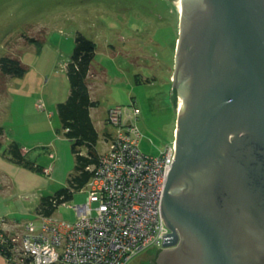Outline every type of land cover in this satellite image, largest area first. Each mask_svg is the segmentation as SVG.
Returning a JSON list of instances; mask_svg holds the SVG:
<instances>
[{
  "label": "rangeland",
  "instance_id": "1",
  "mask_svg": "<svg viewBox=\"0 0 264 264\" xmlns=\"http://www.w3.org/2000/svg\"><path fill=\"white\" fill-rule=\"evenodd\" d=\"M173 6L164 0H0V57L16 56L28 66L23 76L6 75L0 68V217L7 218L5 230L19 237L31 222L38 230L40 199L67 185L74 170L75 154L57 105L70 91L66 64L77 32L97 45L89 81L92 96L99 99L91 108L98 150L106 151L105 131L113 129L105 120L109 109L133 101L140 109V148L157 154L172 141L179 100L172 88L179 28ZM147 76L154 78L146 81ZM13 140L24 145L32 165L10 158ZM88 196L85 185L59 204L53 217L75 221V205ZM144 252L127 264H155ZM0 264H7L2 255Z\"/></svg>",
  "mask_w": 264,
  "mask_h": 264
},
{
  "label": "water",
  "instance_id": "2",
  "mask_svg": "<svg viewBox=\"0 0 264 264\" xmlns=\"http://www.w3.org/2000/svg\"><path fill=\"white\" fill-rule=\"evenodd\" d=\"M174 160L155 264H264V0H176Z\"/></svg>",
  "mask_w": 264,
  "mask_h": 264
},
{
  "label": "built area",
  "instance_id": "3",
  "mask_svg": "<svg viewBox=\"0 0 264 264\" xmlns=\"http://www.w3.org/2000/svg\"><path fill=\"white\" fill-rule=\"evenodd\" d=\"M130 104L109 109L114 138L107 140L86 184L87 201L75 205L77 219L42 217L38 230L31 222L21 236L12 233L13 239H20L23 264H127L149 248L164 246L170 229L161 203L175 141L157 154L144 152L139 145L140 109Z\"/></svg>",
  "mask_w": 264,
  "mask_h": 264
},
{
  "label": "trees",
  "instance_id": "4",
  "mask_svg": "<svg viewBox=\"0 0 264 264\" xmlns=\"http://www.w3.org/2000/svg\"><path fill=\"white\" fill-rule=\"evenodd\" d=\"M31 40L34 38L31 37ZM96 48L97 45L93 39L80 31L77 32L74 50L66 64L70 91L68 97L57 105L62 129L75 154V165L67 185L40 199L36 211L41 217L53 216L59 204L71 199L76 190L82 189L93 176L95 167L101 160L102 152L97 148L99 132L91 115V108L98 105L99 99L92 96L89 81ZM0 68L6 75L23 76L28 66L19 57L4 55L0 57ZM106 123L113 127L112 131H105L106 140H109L114 138L115 126L111 124L108 116ZM22 148L23 145L19 141L13 140L8 147L10 158L19 163L32 165L25 158V151ZM3 219L7 218L0 217L2 232L0 234V255L6 259L7 264H23L25 258L22 259L20 254V239H13L12 232L4 229ZM15 223L19 225L18 221ZM152 256H155V253H152Z\"/></svg>",
  "mask_w": 264,
  "mask_h": 264
},
{
  "label": "flooded vegetation",
  "instance_id": "5",
  "mask_svg": "<svg viewBox=\"0 0 264 264\" xmlns=\"http://www.w3.org/2000/svg\"><path fill=\"white\" fill-rule=\"evenodd\" d=\"M164 1H166V2H170V3H172V4L174 5L173 7H175L176 10H174V8H171V10H172V13L176 14L177 24H178V26H179V8H178L177 1H176V0H164ZM154 9H155V8H153V10H154ZM156 12H158V11H156ZM178 31H179V28H178ZM177 37H178V36H177ZM177 37H176V40H175L174 49H175V47H176ZM174 53H175V50H174ZM153 78H154V76H153V77H151V76H147V77L145 78V80H146V81H149V80H151V79H153ZM140 80H141V79H140ZM172 88H173V87H172ZM175 104H177V100H175ZM176 109H177V108H176ZM161 248H162V247H161ZM161 248H158V247H152V248H149L148 250H145V252H144V254H143V257H147V256H149V260L154 261L155 256H152V253H155V255H156V253H157Z\"/></svg>",
  "mask_w": 264,
  "mask_h": 264
},
{
  "label": "crops",
  "instance_id": "6",
  "mask_svg": "<svg viewBox=\"0 0 264 264\" xmlns=\"http://www.w3.org/2000/svg\"><path fill=\"white\" fill-rule=\"evenodd\" d=\"M91 71H92V73H93V70H91ZM90 84H91V83H90ZM91 88H92V86H91ZM106 116H107V115H106ZM106 116H105V120H106ZM23 148H25L24 145H23Z\"/></svg>",
  "mask_w": 264,
  "mask_h": 264
},
{
  "label": "bare ground",
  "instance_id": "7",
  "mask_svg": "<svg viewBox=\"0 0 264 264\" xmlns=\"http://www.w3.org/2000/svg\"><path fill=\"white\" fill-rule=\"evenodd\" d=\"M178 8H179V6H178ZM181 102V99L179 98V103Z\"/></svg>",
  "mask_w": 264,
  "mask_h": 264
}]
</instances>
